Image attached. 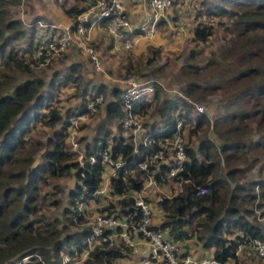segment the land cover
I'll use <instances>...</instances> for the list:
<instances>
[{
	"label": "trees",
	"instance_id": "16d2710c",
	"mask_svg": "<svg viewBox=\"0 0 264 264\" xmlns=\"http://www.w3.org/2000/svg\"><path fill=\"white\" fill-rule=\"evenodd\" d=\"M21 1L0 0V264H15V260L17 264H24L19 262L24 256L30 259L29 264H59L62 252L77 253L84 247L83 240L90 226L64 234L63 225L44 219L40 213L45 200L43 187L72 171L81 184L77 182L69 192L70 209L66 213L81 218L76 202L94 197L91 194L97 190L103 170L97 152L103 148L108 147L112 158L119 156L122 165L109 182L110 193L118 197L101 209L117 217L131 214L135 220L140 212L132 205L131 195L123 194L138 189L148 174H152L156 182L166 179L168 166L164 163L156 167L146 163L145 170L137 165L164 139H171L178 118H181V126L186 127L183 144L186 161L181 171L169 177L176 181L179 190L157 201L163 217L158 223H151L150 228L164 230L176 241L194 239L204 250L212 248L210 257L218 264H251L246 261L244 251L237 255L235 250L239 244L247 249L246 242L250 238L263 236L261 227L249 217L254 215L253 204L261 208L264 203V180L244 178L257 162V151L264 146V0H219L212 5L202 4L204 16L225 17L229 21L217 23L230 41L229 45L220 46V52H228L224 62L209 59L198 66L192 61L198 52L193 49L188 52L191 62L181 67L182 74L188 78L181 89L182 96L158 99L155 92L156 100L150 112L160 117L162 126L156 127L153 122L144 130L151 142L140 144L139 154L134 153L130 136L112 134L108 128V124L123 114L120 92L112 88L111 99L103 103V122L95 126L91 142L84 143L81 162L65 143L63 124L66 117L82 109L93 95L100 94L102 101L105 88L99 84L87 89L86 83H81L76 63L69 66L66 74L54 72L46 84L34 75L35 60L31 57L34 41L27 42L19 53L8 47L11 41L24 35L22 21L14 18L9 9ZM85 6L65 9L71 24ZM201 15L202 12H198L195 17ZM212 32V24L198 21L191 27V40L205 42ZM90 44L96 49V43ZM147 50L142 67L150 66L158 54V49L151 46ZM231 57L235 60L231 61ZM139 61L133 63L128 59L123 65L124 73L143 75ZM213 64L218 65L219 70L217 78L211 81ZM11 70H18L24 77L9 84L7 71ZM207 70L209 80L202 84L198 79L205 77L199 72L207 73ZM67 84L82 97L79 105L66 107L62 112L56 92H63ZM215 90H220L226 100L225 112L212 122L205 113H198L192 120V106L188 102L200 101ZM176 106H181V112L173 116ZM147 107V103L135 102L132 111L142 116ZM204 125L207 129L210 127L207 131L215 135L217 142L202 130L194 149L190 138ZM181 131L178 132L182 134ZM42 134L44 138L40 139ZM91 155L95 156L93 163L88 162ZM53 186L57 187L55 183ZM196 186H205L207 192L195 193ZM57 202V199L51 201L53 205ZM131 251V247L118 237L99 239L82 263L113 264L118 258L129 257ZM249 255L252 254L248 252L246 256ZM228 259L232 262L227 263ZM253 260L260 261L254 256Z\"/></svg>",
	"mask_w": 264,
	"mask_h": 264
},
{
	"label": "rangeland",
	"instance_id": "374dc122",
	"mask_svg": "<svg viewBox=\"0 0 264 264\" xmlns=\"http://www.w3.org/2000/svg\"><path fill=\"white\" fill-rule=\"evenodd\" d=\"M218 1L219 0H171L165 15L166 21L162 20L157 26H155L154 30L156 33L160 37L165 38L166 43L169 44L171 48L169 45H163V48H160V46L159 48L158 46H155L157 47L156 49H158V54L154 62L150 66L142 67V61L144 60L145 55L148 53V50L146 49L145 55L140 58L138 64H140L139 67L143 75H147L156 81H160L164 86V88L161 86L157 87V94L160 96V98L168 97V94L172 92V89L181 91V89L185 87L188 78L182 74L181 67L183 64L191 62L188 60V52L191 49L198 52L197 55L192 59L193 63L198 66H203L209 59H213V61H219L221 64L224 62V57L228 55V52H220V46L229 45L230 41L228 36H224L222 26L218 25L217 23L219 21L228 23L229 21L225 17L204 16V7L202 5L204 3L212 5ZM74 2V0H22L19 4L12 5L9 8L11 15L14 18H20L23 22H25L23 27L25 35L11 41L8 47H13L17 53L22 52L23 48L26 47L25 41L27 40V35L29 33L26 23L29 25L33 21V28L35 31H37L38 28L39 31L42 32L43 29L36 25V20H40L41 22L51 21L58 23L55 17L56 13L68 8ZM198 12H202V15L199 18H196L195 14ZM33 16L36 18L33 19ZM172 16H174L175 19H171ZM31 19L33 20L31 21ZM198 21L212 24L213 27L211 36H209L205 42L201 43L191 40V27ZM155 47H152V49H155ZM73 50H75V46H69L64 51L56 55L47 65L33 67L34 75L41 77L46 84L53 74V71L56 70V72H58L60 75L66 74L69 69V61H71L70 54ZM80 51L81 55H85L86 64L88 65L87 69H89L88 74H86V71L85 69L83 70V68H81L80 71L82 81L81 83L83 85L86 83L87 89L92 85L96 86L99 84H103L104 87H110L113 84L120 86L122 83L121 85L123 86V80L127 76L123 69L117 67L115 64L106 66L107 69L104 67V69L99 72L95 71L92 69L91 63H89L86 52L83 50ZM95 52L99 57V61L102 59L104 62H106L108 59H110V55L107 53V51H99V49H95ZM118 57H121V55ZM232 60H235V58L231 57V61ZM136 61L137 60H133V63ZM211 67H213V73L211 77V81H213L215 78H217L219 66L213 64ZM152 69H155V71H152ZM208 73L209 70H207V73L206 71H200V76L205 78L201 79L199 77L198 81L203 84L205 80H209ZM7 75L9 77V84L18 82L24 77V74L18 70L7 71ZM134 75L139 76L138 74ZM56 93H58L56 96H59L60 98L62 112H65L66 107H76L79 105L82 97L79 91L75 90L68 84L64 86L63 92L57 91ZM106 100L107 94L102 95V101L100 100L95 110H93L89 115H87L85 119L77 123L74 127L73 140L77 141L78 143L74 149L70 144V138L65 139L68 149L76 154V159L80 162L82 161L81 156L83 155L84 151V143L86 141L91 142V139L95 133V126L103 122V103ZM192 102L196 105L203 106V109L200 113H205L210 122L214 121L217 117H220L225 112L226 100L222 96L220 90L212 91L208 94H205L204 98L200 101L192 100ZM191 112V117L193 118L196 115L193 107ZM138 118L141 124H143L150 119V114H146L141 117L138 116ZM108 128L113 134L119 132L118 128H116L115 122L111 123ZM37 129L45 131L46 133L49 132V130L46 128L41 129L37 127ZM208 129L210 130V127ZM208 129L205 125L201 126L197 130L196 135L191 136L190 145L193 146L194 149H196V145L200 135L202 134V130L207 131ZM182 134L184 135V141H186V127L184 128ZM206 134L209 139H215V135L212 134L211 131H207ZM124 135L127 134L124 133ZM39 138L43 139L44 134H42V136ZM129 141L132 143V138H130ZM256 155L257 162L255 163L254 167L246 173L244 179L248 180L253 178L264 180V146H262L261 150L257 151ZM222 171H224V169H222ZM77 182L78 180L74 177L71 171V173L54 179L52 182L43 187L45 200L41 206L40 213H42L46 221H57L58 226L63 225L65 227L64 234L75 233L81 230L84 226H90L93 221V217L96 214L106 212L101 209L102 207L107 205L109 201L113 203L115 202V200H113L111 197H107V195H102L103 193H101L99 195H95L93 198H88L83 202H76V207L80 212L81 218L78 219L70 217L69 214L66 213L67 209H70V205L68 204L69 192L74 189V186ZM54 183L57 185V187L53 186ZM157 194L163 195L160 192ZM53 199H57V205H53L51 203ZM251 207L253 209L254 215L249 217V219L261 227L263 234L264 203L262 204L261 208L255 207L254 204ZM67 254L69 253L62 252L60 255L59 264L63 263L65 257H69ZM73 254L75 259L73 258L64 264H83L79 258L80 255L78 253H72L71 255ZM131 259H133L132 263ZM67 260H69V258H67ZM134 260L136 261V259L132 257V254H130L129 258H125V260L117 259L114 264H133ZM254 261L255 260H252V262ZM19 262L29 264L30 259L27 256H24L19 259ZM14 263L17 264L18 260H15Z\"/></svg>",
	"mask_w": 264,
	"mask_h": 264
},
{
	"label": "built area",
	"instance_id": "2783aa9c",
	"mask_svg": "<svg viewBox=\"0 0 264 264\" xmlns=\"http://www.w3.org/2000/svg\"><path fill=\"white\" fill-rule=\"evenodd\" d=\"M149 6L154 10V20L158 11L169 7L171 0H149ZM36 25L43 29L38 32V38L34 40V49L31 57L35 60L36 66H44L51 62V60L64 51L76 38L79 42L80 49L85 51L94 69H99L100 61L95 48L90 44L85 30L91 26L102 25L106 31L113 37L115 41H120L124 48H130L132 44V32H143L152 35V27H146V24H141L133 28L126 16L125 10L122 6L121 0H88L85 8L76 15L72 24L68 27L58 26L54 22H41L36 20ZM157 81L147 75L136 76L134 74H127L123 80V87L119 93V103L123 114L117 119L118 123L130 129L134 134L139 129H142V124L136 114L133 113L132 108L135 102L146 98L151 94L156 86ZM101 100V95L96 94L88 98L82 109L75 111L66 117L63 127L67 131L70 138V144L73 149L77 146V141L73 140L74 127L77 123L82 121L96 108ZM195 112L200 113L203 109L202 105H196L192 102ZM180 129V120L176 121L175 131L171 139H164L159 147L146 155L142 162L138 163V168L145 170L146 163L152 164L156 167L165 157L166 150L171 153V157L166 162L168 176L175 175L182 169V164L186 161V154L183 149L184 139L178 132ZM134 142V137H132ZM151 142L149 134H143L140 144L146 145ZM133 151L139 154V146L133 144ZM99 161L102 165L110 166L114 172L121 167L122 161L119 156L112 158L109 155L108 147L100 149L97 152ZM95 156L91 155L88 158L89 163H93ZM155 182L152 174L146 175L138 189L134 190L132 197V205L136 207L140 214L133 220L131 214H126L122 217H117L114 214L98 213L93 217L90 224V232L85 236L83 243L85 245H92L99 239H111L112 236L118 237L128 246L135 248L139 237L144 242L147 258L159 262L161 264H218V261L213 257H195L190 252L182 250L177 241L169 237L164 230L151 229V210L149 202L146 199V189L148 185ZM78 184H81L78 181ZM84 189V188H83ZM85 191V190H84ZM98 191L95 190L94 195ZM205 186H196L195 193H206ZM81 197V195H80ZM163 197H170L167 195H157L156 201H161ZM118 227L119 230H114ZM109 230L108 234L105 232ZM130 233L132 234L130 236ZM264 234V233H263ZM247 244V250L256 259L260 261L253 264H264V235L261 238H250ZM240 245L237 246L235 254L240 251ZM67 257L62 264L67 262Z\"/></svg>",
	"mask_w": 264,
	"mask_h": 264
},
{
	"label": "crops",
	"instance_id": "0c3cea01",
	"mask_svg": "<svg viewBox=\"0 0 264 264\" xmlns=\"http://www.w3.org/2000/svg\"><path fill=\"white\" fill-rule=\"evenodd\" d=\"M74 1L75 2L69 7H72V6L83 7V6H85V4L87 2V0H74ZM148 1L149 0H121L122 6L126 12V16L128 18V21L133 28H136L139 25L145 23L146 27H148V28L152 27V29H153L152 35L145 34L143 32H136V31L132 32V34H131L132 44H131L130 48L126 49L121 45L120 41H115L113 39V37L106 31V29L102 25L91 26L85 30V33L89 38V41L97 44L96 49H99V51L100 50L101 51H107V53L110 55V59H108L106 62H104L102 59L100 60L99 69H97V70L94 69L93 65L91 64L93 70L99 72V71L103 70L104 67L115 65V64L117 67H120L121 69L124 70V67H123L124 63H126V61L128 59L130 61L140 59L142 56L145 55L146 49L148 46H151V47L158 46V48L160 46V48H163V45H169L166 43V39L160 37L156 33V31L154 30L155 26H157L162 20L166 21L165 15H166V11L168 8L161 10V11H158V13L155 17V20H154V16H153L154 10L150 8ZM65 9H67V8H65ZM65 9L62 10L61 12L56 13V15H55L58 23H55V22L54 23L57 24V26H58L57 29H60L61 27H68L71 25L70 16L66 13ZM32 18L35 19L36 17L33 16ZM33 19H31V21ZM171 19H175V17L172 16ZM20 20L22 21V19H20ZM24 25H25V22L22 21L23 31H24V28H23ZM26 25L28 27V32H29L27 35L28 38L25 41L27 43V42H31V41H34L35 39H37L38 38V32L35 31V29L33 28V26H34L33 21L29 25H28V23H26ZM190 32H191V30H190ZM24 35H25V31H24ZM78 42L79 41L76 40V38H74L72 43L69 45L71 47L75 46V50H73L70 54L71 61H69L68 67L71 64L76 63L77 68L79 69V73L81 71V68H83V70L85 69L86 74H88L89 69H87L88 65L86 64V58H85V55L80 54L81 49H80ZM169 47L171 48L170 45H169ZM155 48H157V47H155ZM120 55H121V57H118ZM88 60H89V58H88ZM89 63H91L90 60H89ZM106 69H107V67H106ZM54 72H56V70L53 71V73ZM87 76H89V75H87ZM157 83L158 84H156L155 89L151 94H149L146 98L138 101V102L142 101V102L148 104V107H147L144 115L150 114V119L147 120L146 123L142 124V129H139L134 134H132L130 129L122 127L118 123L117 119H115L111 122V123L115 122L116 128H118V130H119L118 133H120L121 135L126 136V135H124V133H126L128 136H130V138L134 137V142H132V144H135L136 146L140 145V140L144 134V130L147 127H149L151 125V123L155 122L156 127L162 126V122L160 120V117L157 114L150 112L153 105H154V102L156 100L155 92L157 91V87L161 86L164 88V86L162 85V83L160 81H157ZM121 84H120V86L117 84H113L110 87H106V86L104 87L105 88L104 89L105 94H107V100H110L112 97L111 96V89L112 88H117L118 93L120 92L121 88L123 87ZM171 91L172 92H170L168 94V98L178 99L179 97L182 96L180 90L172 89ZM157 98L161 99L158 94H157ZM188 103H190L194 109L192 101H189ZM194 111H195V109H194ZM179 112H181V106H176L172 110L173 116L176 114H179ZM197 114L198 113H196V115ZM191 115H192V112L190 113V117H191ZM195 116L193 118L191 117L192 120H194ZM139 117H141V116H139ZM175 119H176V117H175ZM177 120H180V129L182 130L181 133H183L185 126L184 125H183V127L181 126V124H182L181 118H178ZM110 124H108V127ZM64 132L66 134L65 139L69 138L67 131L64 130ZM181 135L184 136L183 134H181ZM213 140L215 141V139H213ZM216 142H217V140H216ZM84 147H85V145H84ZM84 147H83V150H84ZM170 157H171V153H169L168 150H166L165 157L163 158V160L161 162L166 164V162H168ZM114 174H115V172L110 166L103 165L102 174L100 176V181H99L98 188H97L98 191L92 196L99 195V194L103 193L102 195H107V197H111L113 200H115L118 197V195L110 193L111 187H110V183H109L110 178ZM178 190H179V185L176 183V181H174L168 175H166L165 180H162L160 182L155 181L152 185L147 186L146 199L149 202V207L151 210V223L152 224L158 223L163 217L162 212L159 210V208L157 206L156 197H157V195H159L157 193L160 192L164 195L171 196V195L175 194ZM133 192H134V190H129L126 193H124L123 195H131V194H133ZM123 195H120V196H123ZM111 238H115V237L112 236ZM177 243L182 250L190 252L195 257L210 256V251L212 250V248H210L208 250H204L200 246V243H197L194 239L177 241ZM92 245H85L84 244V247L80 251L77 252L80 255L79 258L81 259V263L85 259V257L87 256V252L89 251V249L91 248ZM239 245H240V249H241L239 251V253L240 252L242 253L244 251V255H245L244 257L247 259L246 261L253 264L254 263V262H252L253 255H249L247 257L246 255L248 253V250L245 248L246 246L244 244H239ZM144 252H147L146 247H145L144 242L139 237V240H138L136 247L132 248V251H131L132 257H134L136 259V261L134 260L133 264H161L159 262L157 263L154 260L147 258V254H143ZM67 256H69V257H67V258H69L68 261L72 260L73 258L75 259L74 254L73 255L67 254ZM129 257H126V259ZM118 259L125 260V258H118ZM116 260H114V262ZM114 262H113V264H114ZM132 262H133V259H131V263ZM226 262L231 263L232 259H228Z\"/></svg>",
	"mask_w": 264,
	"mask_h": 264
},
{
	"label": "water",
	"instance_id": "95a60500",
	"mask_svg": "<svg viewBox=\"0 0 264 264\" xmlns=\"http://www.w3.org/2000/svg\"><path fill=\"white\" fill-rule=\"evenodd\" d=\"M143 254H147V252H144Z\"/></svg>",
	"mask_w": 264,
	"mask_h": 264
}]
</instances>
